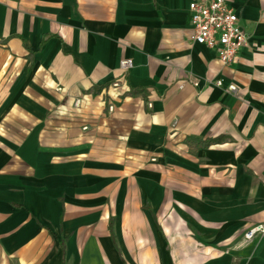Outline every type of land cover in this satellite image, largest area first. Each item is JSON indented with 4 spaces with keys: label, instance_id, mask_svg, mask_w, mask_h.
<instances>
[{
    "label": "crops",
    "instance_id": "1",
    "mask_svg": "<svg viewBox=\"0 0 264 264\" xmlns=\"http://www.w3.org/2000/svg\"><path fill=\"white\" fill-rule=\"evenodd\" d=\"M193 1L0 0V264H264V0Z\"/></svg>",
    "mask_w": 264,
    "mask_h": 264
},
{
    "label": "built area",
    "instance_id": "2",
    "mask_svg": "<svg viewBox=\"0 0 264 264\" xmlns=\"http://www.w3.org/2000/svg\"><path fill=\"white\" fill-rule=\"evenodd\" d=\"M191 16V42L214 50L224 64L233 63L239 51L249 45V36L241 27L238 15L229 0H198L189 5ZM118 84H116L117 86ZM221 86L220 81L217 82ZM228 90L235 92V85ZM113 110L114 106H110ZM247 241L264 238V224L250 228L244 235Z\"/></svg>",
    "mask_w": 264,
    "mask_h": 264
},
{
    "label": "trees",
    "instance_id": "3",
    "mask_svg": "<svg viewBox=\"0 0 264 264\" xmlns=\"http://www.w3.org/2000/svg\"><path fill=\"white\" fill-rule=\"evenodd\" d=\"M188 145L190 147H194V148H200V147H204L207 146L208 144H210V142H203L200 139H189L187 141Z\"/></svg>",
    "mask_w": 264,
    "mask_h": 264
}]
</instances>
